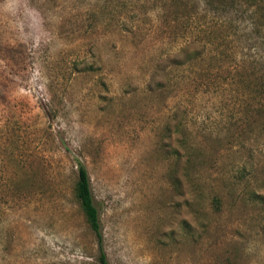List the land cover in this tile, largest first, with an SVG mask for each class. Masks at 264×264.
Returning <instances> with one entry per match:
<instances>
[{"label": "rangeland", "instance_id": "obj_1", "mask_svg": "<svg viewBox=\"0 0 264 264\" xmlns=\"http://www.w3.org/2000/svg\"><path fill=\"white\" fill-rule=\"evenodd\" d=\"M245 1L213 28L228 56L150 87L185 40L216 42L181 3L0 0V264H99L80 163L110 264H264V0ZM183 127L198 204L177 181Z\"/></svg>", "mask_w": 264, "mask_h": 264}, {"label": "trees", "instance_id": "obj_2", "mask_svg": "<svg viewBox=\"0 0 264 264\" xmlns=\"http://www.w3.org/2000/svg\"><path fill=\"white\" fill-rule=\"evenodd\" d=\"M170 1L172 2L173 5H174L173 1L175 3H181V6L185 10L183 17L187 19L188 26H191V23L193 25H197V29L200 32L202 33L206 32L207 33L206 36L213 37L216 42L203 43L202 42L203 39H196L193 41L185 40V42H183L179 48L173 50V52L170 53L165 58V60H163L158 65L159 66L158 69L155 70L152 74L151 77L152 79L149 84L150 87L154 85L163 86V87L165 86L166 83L164 82L163 79L168 77V73L166 71L167 68L170 67L171 65L179 67L181 65L186 64L187 62H190V60L197 59L200 57H203L202 60H205L208 56L211 55H212V59L222 61L223 54L227 53L226 54L227 56L229 54L228 51L226 50L227 42H224L225 38L223 37L215 38L212 35L213 28H215L219 24L225 26L229 22L234 23L235 19L230 16V14L232 13L239 15L238 18H240L241 17L240 13L242 14L245 11L249 12L250 10V9L243 10L244 3H246L245 0H170ZM250 1H252L250 5H255V3L258 0H250ZM201 16L205 18L204 22L200 21L201 19H198V17L201 18ZM197 21L198 23H196ZM236 28H239V26L237 25ZM218 39H223V40L221 42H217L219 41ZM209 44L211 46L215 45V47L211 49L208 47ZM223 46L225 50H222L221 52L216 51L217 49L223 48ZM239 68L240 66L237 67L236 70L238 71ZM226 84L227 82L225 83V85ZM215 87L216 89L219 90L224 87V84H221L218 81V84H216ZM182 131L183 133L179 147L182 148L183 153L182 154L178 153V161L179 164H181L182 178L178 177L177 181H178L179 189H181V193L184 194L185 197L186 196L188 197L185 199V202L189 204H198L197 199L199 197L196 196V198H193L190 196L192 195L193 192L198 191V186L191 175L192 170L195 169L197 165L196 157L194 155L195 151L192 152L194 145L189 144L188 136L185 133L184 127ZM188 185L191 186V189ZM75 193L85 212L86 219L90 227L97 236L100 247V253L98 257L99 264H110L107 253L103 247V233L101 229L99 210L94 202L90 176L86 166L82 163H80L78 167V180L75 187ZM254 195H256L258 199L264 200V195L258 193L257 191L254 192ZM219 204H220V199L215 198L216 207H218Z\"/></svg>", "mask_w": 264, "mask_h": 264}]
</instances>
